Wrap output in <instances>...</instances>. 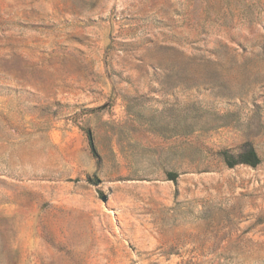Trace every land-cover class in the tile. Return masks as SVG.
<instances>
[{"label": "rangeland", "instance_id": "374dc122", "mask_svg": "<svg viewBox=\"0 0 264 264\" xmlns=\"http://www.w3.org/2000/svg\"><path fill=\"white\" fill-rule=\"evenodd\" d=\"M0 264H264V0H0Z\"/></svg>", "mask_w": 264, "mask_h": 264}, {"label": "trees", "instance_id": "16d2710c", "mask_svg": "<svg viewBox=\"0 0 264 264\" xmlns=\"http://www.w3.org/2000/svg\"><path fill=\"white\" fill-rule=\"evenodd\" d=\"M221 155L224 157V161L227 167L230 169H233L239 165L256 168L262 162L258 152L252 145L246 146V148L237 155H233L227 151L221 152ZM179 176L180 174L178 173H169L168 180L177 182Z\"/></svg>", "mask_w": 264, "mask_h": 264}, {"label": "water", "instance_id": "95a60500", "mask_svg": "<svg viewBox=\"0 0 264 264\" xmlns=\"http://www.w3.org/2000/svg\"><path fill=\"white\" fill-rule=\"evenodd\" d=\"M103 200H106V198L104 197Z\"/></svg>", "mask_w": 264, "mask_h": 264}]
</instances>
